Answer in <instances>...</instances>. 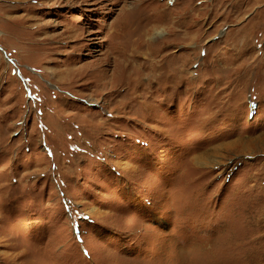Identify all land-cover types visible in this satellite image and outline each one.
<instances>
[{"label": "rangeland", "instance_id": "1", "mask_svg": "<svg viewBox=\"0 0 264 264\" xmlns=\"http://www.w3.org/2000/svg\"><path fill=\"white\" fill-rule=\"evenodd\" d=\"M0 264H264V0H0Z\"/></svg>", "mask_w": 264, "mask_h": 264}, {"label": "bare ground", "instance_id": "2", "mask_svg": "<svg viewBox=\"0 0 264 264\" xmlns=\"http://www.w3.org/2000/svg\"><path fill=\"white\" fill-rule=\"evenodd\" d=\"M156 67V66H155Z\"/></svg>", "mask_w": 264, "mask_h": 264}]
</instances>
